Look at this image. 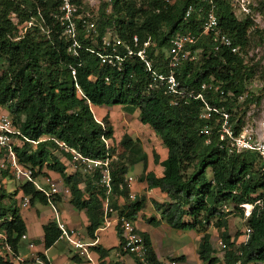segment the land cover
Instances as JSON below:
<instances>
[{"label": "trees", "instance_id": "16d2710c", "mask_svg": "<svg viewBox=\"0 0 264 264\" xmlns=\"http://www.w3.org/2000/svg\"><path fill=\"white\" fill-rule=\"evenodd\" d=\"M61 2L0 0V107L12 116L13 127L19 133L20 144L13 146L19 163L36 168L34 176L46 170L58 173L70 190V204L86 212L87 233L94 237L103 214L99 193L93 189L89 177L83 181L88 193L84 197L79 187L82 183L79 173L66 175L64 163L54 152L60 151L66 159L70 158L59 145L63 142L68 149L91 159L113 155L112 147L107 149L102 139H112L108 116L101 119L102 126L95 120L91 106L121 105L131 114L137 108L140 123L149 126L167 150L166 158L160 163L163 174L156 176L150 171L141 177L149 189L158 188L166 194L167 201H152L166 224L200 233L197 253L204 264H233L237 258L244 264H264V170L255 169L258 159L252 152L228 153L222 147L225 141L218 135L222 110L229 114V121L238 132L244 124L246 110L241 108L258 102L264 92L262 89L258 96L248 93L243 101L238 99L249 88L255 72L254 65L244 60L250 33L259 32L254 29L253 18L246 15L239 19L230 0H109L108 4L102 3L94 21L98 30L95 43L84 38L81 19H74L78 43L74 53L68 50L71 39L62 35ZM70 2L80 4V0ZM188 5L195 9L185 17ZM212 6L220 31L231 38L238 52L227 47L214 51L210 35L200 36L193 47L195 61L185 60L177 69L176 77L181 81V89L201 92L202 99L184 96L178 98L176 105H171L169 96L162 90L147 88L149 72L136 55L124 59L120 71L101 63L100 54H112L111 46L102 49V38L111 29L130 47H133V36H137L135 50L150 38L146 52L153 67L166 72L170 39L188 31L198 35L203 17ZM260 7H264L263 1L252 6L253 12ZM78 14L79 10L74 13ZM35 19L40 24L33 22ZM26 22L31 25L19 35L18 25ZM118 52L124 55V47H119ZM202 83L207 88L202 90ZM215 86L218 90H214ZM204 101L212 108L208 117L202 116L206 113ZM205 126L210 132L208 135L201 132ZM120 144L131 151L135 143L124 135ZM139 160H146V155L142 153ZM153 161L158 163V154L153 153ZM126 167L123 162L116 163L111 169V178L113 192L128 197L127 189H119ZM188 169L191 171L187 174ZM10 176L13 178L8 170H0V184ZM97 177L96 173L92 176L95 180ZM18 192L29 196L31 204L47 203L45 195L30 181H20L12 194L0 186V233L4 236H0V264H20L16 256L26 225L16 205ZM258 199L263 200L261 207L254 205L245 220L241 214L243 228L250 229L248 238L244 241V229L241 240L240 236L232 237L226 230L230 212L220 207L233 205L237 209L240 204ZM140 207V202H131L127 211L118 209V214L125 212V217L133 219ZM211 225L225 227L220 233L225 243L222 262L213 255L215 250L207 231ZM42 229L43 246L47 249L58 240L60 230L54 221L44 224ZM93 249L101 256L108 252L101 246ZM39 256L44 264H49L42 253ZM152 260L160 264L153 257Z\"/></svg>", "mask_w": 264, "mask_h": 264}, {"label": "built area", "instance_id": "2783aa9c", "mask_svg": "<svg viewBox=\"0 0 264 264\" xmlns=\"http://www.w3.org/2000/svg\"><path fill=\"white\" fill-rule=\"evenodd\" d=\"M257 1L264 0H230L232 3L235 13L238 11L241 15L246 16L253 13L252 6H254ZM193 5H188L185 11L184 16L188 17L194 10ZM76 11L75 5L70 2V0H62L60 6V12L62 13L59 18L64 26V31L68 32L71 37V51H75V47L78 46L77 39L75 36L76 28L74 27V21L72 16ZM84 21V20H83ZM90 28L92 31L95 30L94 23H90ZM90 30V29H88ZM208 34L211 37L214 51L220 49V47H227L232 52H238V49L233 45L232 40L226 34L222 33L218 27V20L214 12L213 6L210 7L204 17L202 22V30L199 34H195L191 31H188L186 34H179L170 39V47L166 55V72H160L153 67L152 60H150L146 48L150 43V38L142 43V47L135 50L138 46L137 36H133L132 44L133 47L125 44L118 37L115 40L110 41L102 38V49L111 46L112 54H100L101 63H105L115 67L118 71L122 68V62L127 57L136 55L144 63L146 70L149 72L150 81L147 88L149 90H162V92L169 96V101L171 105H176L178 98L184 96H191L194 98L202 99L201 92H195L194 89L183 90L181 89V81L176 77L177 69L183 64L185 60L195 61L196 54L193 47L197 44L201 35ZM118 47H124L125 54L120 55L118 52ZM75 53V52H74ZM107 81V78H106ZM200 88L203 90L207 88L205 83H202ZM210 88V86H209ZM214 90H218V86L214 87ZM243 95L239 96L238 99H241ZM204 107L206 113L202 114L203 117L209 116V111L212 110L210 105L204 101ZM222 122L219 125L218 135L221 141H225V147L228 153L244 152L249 151L256 154L257 159L262 163L260 165L261 169L264 170V127L261 129L250 127L249 125L243 124L241 129L236 132L233 129L231 122L229 121V114L222 110ZM203 134L208 135L210 132L205 126L202 131ZM19 134L16 129H14L12 121L8 113L0 114V170H8L14 179L19 182L30 181L34 184L36 190L42 192L49 204H52V199L59 195H67L69 189L65 185H61L58 182L54 181L50 177L44 178V186L37 182L36 176L33 175V172L36 171V168L32 169L30 167L23 166L17 160L15 152L13 150V141L12 138ZM106 144V140L102 138ZM207 142L209 139L206 140ZM60 147L65 151L68 149L63 142H59ZM72 153V160L74 163H78L84 167L87 172H93L97 170L98 179L97 185L104 189L108 194L112 189V178L110 172V163L116 159L113 155L107 156L105 159H91L86 156L81 155L77 151L70 150ZM136 179L133 176L126 177L124 183H127L128 186V196L130 199L135 198V192L132 188V185L135 184ZM121 187V186H120ZM29 196H24L21 201V207L25 208L29 205ZM254 205L262 206L260 200H256L254 203H244L240 204L239 208L242 211L243 220L249 217L252 212ZM222 211H228L229 207L227 205H222ZM107 211L111 212L112 209L106 208ZM122 238V250L129 254L133 258V264H153V261L150 257V247L144 240V238L137 232V229L134 223L125 218L124 216L120 217L117 221ZM109 222H107V225ZM57 226L60 230L59 238L67 241L78 253L79 256H83L91 261L88 246L93 245L92 243H83L80 239L78 231L74 228L67 227L63 222H57ZM244 241L248 238L250 234V229L248 227L244 228ZM0 236L4 238L3 234L0 233ZM22 239L26 238V234L21 236ZM8 250H10L9 245H5ZM30 248L33 247V243H29ZM225 243L219 239L216 243L217 251H224ZM30 258H21L17 256V259L23 263H39L42 264V260L39 255L35 253L30 254ZM167 264H175L174 260L168 261ZM233 264H244L240 258H237Z\"/></svg>", "mask_w": 264, "mask_h": 264}, {"label": "rangeland", "instance_id": "374dc122", "mask_svg": "<svg viewBox=\"0 0 264 264\" xmlns=\"http://www.w3.org/2000/svg\"><path fill=\"white\" fill-rule=\"evenodd\" d=\"M173 1L174 0H169V2H173ZM103 2L108 4L109 0H80V4L78 5L74 4L76 11L77 10L80 11V14H78V16H75L74 14L72 16V19L74 21V27H76L75 25L76 21L74 19L77 20L80 18L82 25L84 27V38L91 40L93 43L96 42L97 35H98L97 23L95 25L94 21L97 20V17L99 16V8ZM107 9L109 10L108 6H107ZM236 15L239 19L244 18V16L241 15V13H239L238 11H236ZM250 17L253 18V21H254L253 23L255 24L254 29H258L259 32L255 33L254 31H252L250 33L249 35L250 42H249L248 47L245 50L244 60L248 62L249 64L254 65L253 67H254L255 72H254L253 77L249 80V83H250V86H248L249 88L243 93L242 98L239 99L240 101H243L245 96L248 95V93H251V95H254V96H258L261 93L262 89H264V7H260L259 10H256L255 12L251 13ZM12 19L15 23L17 22V19L14 17V15H12ZM33 22L40 24V20H37V19L33 20ZM90 23H94V28H95L94 31H92L93 29L91 30ZM30 25H31V22H26L21 25H18V29H19L18 34L19 35L23 34V32L25 31V28L29 27ZM62 35L71 39L70 35L66 31H64ZM103 37H105L106 41L107 40L113 41L115 40L116 35L110 29L104 34ZM68 50L71 51L69 48ZM245 107H246V110L243 116V123L246 125H249L250 127L259 128V129L264 127V92L261 94V99L258 102L253 101L252 103L243 105L241 110H243ZM101 108L110 111V117L114 122L113 123L114 129L112 126L113 137L112 139L107 140L109 145L113 149V156L116 158L114 159L113 166L118 162H121V163L123 162L124 164H127L130 166V164L133 161L137 160L136 158L141 157L142 155L141 153H143L142 149L146 153H148L151 159H152L153 153L161 150L162 148L166 149L164 145L161 143L160 139L151 130V128L147 125L145 126V124L140 123L139 118H138L139 110L137 108L134 109L132 114L127 112L125 110L126 108H124L121 105H103L101 106ZM1 113H7V111L3 107H0V114ZM9 117L12 121V116L9 115ZM124 117H126L125 119H127L125 120V122L123 121ZM109 126H107V128ZM128 131L132 134V136L140 137V140L142 141L141 144H143L142 148H140L139 143L137 144L135 143L132 145V150L130 151V150L125 149L120 143L116 142L117 139L121 135L129 134ZM12 141H13V145L20 144L18 135H15V137L12 138ZM54 153L59 158H62V154L60 151H55ZM261 164L262 163L259 160L255 161V165H254L255 169H259V168L261 169L260 167ZM69 166L72 167V165L69 162H67L66 169ZM141 171H142V164L137 163L133 165L132 167L130 166L128 168V175H132L133 177L137 178L139 174L141 173ZM190 171L191 169H188L186 173L188 174ZM76 172L79 173L81 180H82V184H83V181H86L87 174L80 167L79 169L76 170ZM67 173H75V171L72 170L71 172V170H68ZM44 175L47 177H50L53 180L60 181V176L57 173H54L52 171H47V170L44 171L42 175L37 177V181L43 179ZM19 185H20V182L16 181L12 177L2 179V183L0 184V186L3 187L7 193H10V194L14 193L18 189ZM260 192L261 191H259L258 193ZM22 198H23V195L21 194V192H18L15 195L16 205L18 206L19 210H21L22 215L26 217V220L29 224L28 225L29 230L32 232V234H34V236H37L36 234L39 235L40 230L37 233V231L32 228L31 226L32 223H30L29 221L30 216H33L35 214V208L37 205L34 207L32 206L33 204L32 205L30 204L29 207L31 206L32 207L31 208L28 207L29 209L21 208L20 203H21ZM67 199L69 200L70 197L64 198V201H68ZM258 200L263 202L262 199H258ZM57 202H61V201L57 200ZM57 209L59 212H57ZM57 209L56 211H54L53 209L51 210L49 207H46L45 211H46V214H48L49 212L53 214L52 215L53 218H56L55 215L57 214L58 218L62 220H67V222L73 223L75 227L81 230V232L85 230L84 220L82 216L77 214L76 210L71 209V211H68L66 208H61L58 205H57ZM228 211L230 213L227 215V218H226L227 219V229L226 230H228L229 234L232 237L239 238L240 236V240H241V235H243L242 233L244 229L242 225V221H241L242 211L240 208H237V209L234 208L233 205L229 206ZM44 219H45V215L40 218V222L44 221ZM212 221H214V219ZM224 228H216L214 225L207 227V231L211 234L212 247L216 248V243L220 239V233ZM197 233L196 231L191 230V229L190 230L174 229L168 226L165 222H162V224H158V225H152L149 230L150 237L152 241L154 242L155 249L158 251L159 256H162L163 259L168 260V261L173 256V258L176 259V262L181 263L183 259H181V256L179 254L181 252H184L187 255V261H183L184 264H199L198 258H197V251H194L193 249L194 246L195 248H197L199 244L197 236H199L200 233L199 232ZM99 237L101 239L100 243L106 247L113 246L114 241L117 239L116 234L114 233L112 229L107 230V232L105 233L100 232ZM64 241L58 240L48 250L47 256L53 259L54 264H79L78 262H75L72 259V257L75 255L74 248L71 247L70 245L68 246ZM117 249L118 248H115L111 251L113 256L115 252L117 251ZM27 253L28 252L25 247V241H22L20 244V248H19V256H24ZM214 253H217L213 255L218 257V259L222 262L224 251L217 252L215 249ZM112 255L109 258V262H113Z\"/></svg>", "mask_w": 264, "mask_h": 264}, {"label": "crops", "instance_id": "0c3cea01", "mask_svg": "<svg viewBox=\"0 0 264 264\" xmlns=\"http://www.w3.org/2000/svg\"><path fill=\"white\" fill-rule=\"evenodd\" d=\"M91 109H92V112L94 110L93 115L95 117V120L98 121V122H100L101 119L105 115H107L108 116V120L110 122L109 125L111 127L113 126V129H114V124H113L114 122H113V120L110 117V111L109 110L102 109L101 106H91ZM125 118L126 117L123 118L124 122H125V120H127ZM138 118H139V116H138ZM100 124L103 126V124L101 122H100ZM113 129H112V137H113ZM124 135H127L133 141V143L138 142L139 145H140V148H142L143 144H141L142 141L140 140V137H134V136H132V134L130 132H129V134L121 135L117 139L116 142L120 143V141L122 140ZM136 138H138V139H136ZM107 140L108 139H106V143L108 145H107L106 148L108 149L111 146L109 145ZM105 146H106V144H105ZM70 150H74V149H70ZM70 150L65 151L63 149L64 153H69V156H70L69 159H66L63 155H62V158H60L61 161L64 163L65 167L67 165V162H69L72 165V167L69 166L67 169L65 168V173H66V175H72L74 173H67L68 170H71V172H72V170L76 172V170L79 169V167H80L87 174V176H88L87 178L90 177L89 179H90V181L92 183L93 189L95 191H97V193H99L98 194V199L101 202L102 211H103L102 222L98 226V228L94 231V237H91L87 233V226H88L89 222H88V217H87L86 212L84 210H77V209L73 208V206L70 204V199L69 200L67 199L68 201H64V198L70 197V190H69V193L67 195H63L62 194V195H59L58 197L56 196L55 198H53L52 199V204H49L48 202L46 204H42L39 201H35L33 203V205H32L30 203V201H29V205L27 207H25L24 209H26V208L29 209L32 206L35 207L37 205L36 208H35V214L33 216H30L29 221H30V223L34 224V225L31 224V226H32L33 229H35L37 231V233H38L39 230L40 231H39V235L36 234L37 236H34V234H32V232L29 230V227H28L29 224H28V222L26 220V217H24L22 215V213H21V210H19L20 211V215L23 218V220L25 222V225H26V232H25L26 238L25 239L21 238L20 243H19V247H18V255L17 256H19V248H20L21 242L25 241V247L27 249V252H28L27 254L28 255L26 254L24 256H19V257L27 259V258L31 257L30 256L31 253H35L37 255H39V253H42L46 257V259L49 262V264H54L53 259L49 258L47 256V252L58 240H63V239L58 238V240L51 247L45 249L44 246H43V229H42V226L44 224L48 223L49 221H54L56 223V226H57V222L59 221V222L65 223L67 227H71V228H74L76 230L78 229L77 227L74 226L73 223L67 222V220H62V219L58 218L57 214L55 215L56 218H53V216H52L53 214H51L50 212L48 214H46V211H45L46 207H49L51 210L53 209L54 211H56L57 205H58L61 208H66L68 211H71V209H74V210L77 211V214L82 216V218L84 220V228H85V230L83 232H81V230H79V229L77 230L79 235H80L79 237H80V239L82 240L83 243H92L93 242V245L88 246V250H89V255H90L91 261L88 260L87 258L83 257V256H79L77 251L74 249L75 250V255L72 257V259L75 262H78L79 264H109V263L133 264V258L129 254L125 253L122 250V248H121L122 247V238H121V232H120V229H119L117 221H118V219L120 217H122V216L125 217V212L123 214L119 215L118 214V209H124V210L127 211L126 208L129 206V204L131 202L138 201V202L141 203V207H140L139 210L136 211L135 217L133 219L127 218V217H125V218L131 220L134 223V225H135V227L137 229V232L144 238L146 243L149 245V247H150V257L152 256L153 258H155V260L157 262H159L160 264H167L168 260H165V259L162 258V256H159L158 251L155 249L154 242L152 241V239L150 237V234H149V230H150L152 225H158V224H162V222H165L163 220V218H162L161 213L154 208V206L152 204V201L155 200L156 202L162 203V202L167 201L168 198H167L166 194L161 192L158 188L149 189L147 187L146 182L141 180V177H143V175L145 173L150 172V171L154 172L156 176H161L163 174V167H162V165L160 163H161L162 160H164L166 158L167 150L162 148L161 150L155 152L159 156V161L156 164L153 161V154H152V159H151L150 156L148 155V153H146L142 149V152L146 155V160L142 161V160H139V158H136L137 160L133 161L130 164L131 167L133 165L137 164V163H141L142 164V171H141V173L139 174V176L137 178L134 177L136 179V182H135V184L132 185V188H133V190H134V192L136 194L134 199H130L129 196L127 197L126 195L116 194V193L113 192V189H111L110 193L107 194L104 191L103 188H101L99 185H97L98 177L96 178V180L92 178V176L95 173L98 176L99 172L97 170H95L93 172H87L82 165H80L78 163H74L73 160H72V153H71ZM74 151H76V150H74ZM113 162L110 163V172H111V169L113 167ZM126 166H127L126 167L127 170L123 174V179H122V182H120V184H119V189H123V190L127 189V191H128L127 183H124V181H125L126 177L132 176V175H128V168L130 166L127 165V164H126ZM40 175H42V174H40ZM40 175H38V176H40ZM38 176H36V179H37ZM45 177L46 176L44 175V178ZM44 178L41 179V180H38L37 182L44 186L45 185L44 184ZM16 181H18V180H16ZM54 181L58 182L61 185H64V183H63L64 181H63L61 176H60V181H58V180H54ZM1 183H2V181H1ZM66 187L68 188V186H66ZM79 187L84 191V197H86L88 195V193L85 192V190H86L85 189V183L84 182H83V184L80 183ZM24 196H27V195H24ZM57 200L61 201V202H57ZM30 204L32 205L31 207H29ZM55 206H56V208H55ZM109 207L112 209L111 212L106 210V208H109ZM114 207H117V209L114 208ZM62 211H63V209H62ZM57 212H59L58 209H57ZM44 215H45L44 221L40 222V218L43 217ZM153 221H156V224H154ZM107 222H109L108 225H107ZM109 229H112L114 231V233L116 234L117 239L114 241L113 246L106 247V246H103L100 243L101 239H100L99 235H100V232H104L105 233ZM194 231H196V230H194ZM196 233H197V231H196ZM197 235H198V233H197ZM197 237H198V241H200V235L197 236ZM64 242L68 246L70 245L67 241H64ZM29 243H33V247L32 248H30L28 246ZM96 246H101L104 249H106L108 251L107 254L104 255V256H101L97 251H95L93 249V247H96ZM115 248H118V249H117V251L115 252V254L113 256L111 251L113 249H115ZM197 248H198V246H197ZM197 248H195V246H194L193 247L194 251H197ZM110 254L113 256V258H112L113 262H109V258L111 257ZM179 255L181 257H183L182 258L183 260H182L181 263L180 262H175V264H184L183 261H187V255L184 252H181ZM17 256H16V260H18ZM152 257H151V260H152ZM197 258H198L199 264H204L199 259L198 253H197ZM171 260L176 261V259H174L173 256H172L171 259H169V261H171ZM20 264H27V263L20 262ZM29 264H32V263H29ZM33 264H39V263L35 262ZM42 264H44L43 261H42ZM153 264H156V263L153 262Z\"/></svg>", "mask_w": 264, "mask_h": 264}, {"label": "clouds", "instance_id": "9594fccd", "mask_svg": "<svg viewBox=\"0 0 264 264\" xmlns=\"http://www.w3.org/2000/svg\"><path fill=\"white\" fill-rule=\"evenodd\" d=\"M221 239V238H220ZM222 240V239H221ZM216 248H214V250H215ZM217 251V250H216ZM215 252V251H214ZM218 252V251H217ZM214 254H217V253H214ZM176 262V261H175ZM222 264H224V263H222Z\"/></svg>", "mask_w": 264, "mask_h": 264}]
</instances>
